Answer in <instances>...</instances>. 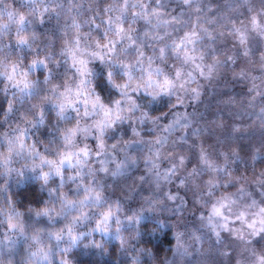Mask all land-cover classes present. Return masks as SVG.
<instances>
[{"label":"clouds","instance_id":"9594fccd","mask_svg":"<svg viewBox=\"0 0 264 264\" xmlns=\"http://www.w3.org/2000/svg\"><path fill=\"white\" fill-rule=\"evenodd\" d=\"M0 264H264V0H0Z\"/></svg>","mask_w":264,"mask_h":264}]
</instances>
